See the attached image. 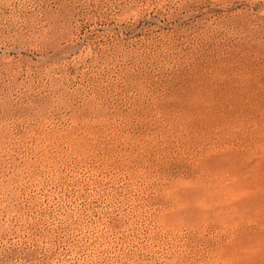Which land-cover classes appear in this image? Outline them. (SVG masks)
Segmentation results:
<instances>
[{
    "label": "rangeland",
    "instance_id": "1",
    "mask_svg": "<svg viewBox=\"0 0 264 264\" xmlns=\"http://www.w3.org/2000/svg\"><path fill=\"white\" fill-rule=\"evenodd\" d=\"M0 264H264V0H0Z\"/></svg>",
    "mask_w": 264,
    "mask_h": 264
}]
</instances>
